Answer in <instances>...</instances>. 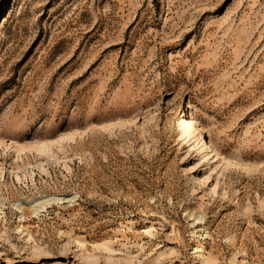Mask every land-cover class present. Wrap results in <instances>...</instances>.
Listing matches in <instances>:
<instances>
[{"label": "rangeland", "instance_id": "1", "mask_svg": "<svg viewBox=\"0 0 264 264\" xmlns=\"http://www.w3.org/2000/svg\"><path fill=\"white\" fill-rule=\"evenodd\" d=\"M0 264H264V0H0Z\"/></svg>", "mask_w": 264, "mask_h": 264}, {"label": "bare ground", "instance_id": "2", "mask_svg": "<svg viewBox=\"0 0 264 264\" xmlns=\"http://www.w3.org/2000/svg\"><path fill=\"white\" fill-rule=\"evenodd\" d=\"M189 124H192V125H197V121L196 120H192V122L191 123H189ZM196 131H199V128H196ZM199 133H200V131H199Z\"/></svg>", "mask_w": 264, "mask_h": 264}]
</instances>
